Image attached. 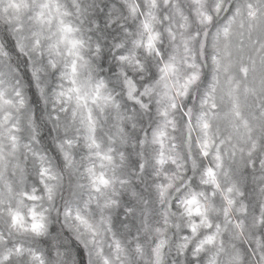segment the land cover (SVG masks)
Returning a JSON list of instances; mask_svg holds the SVG:
<instances>
[{
	"label": "snow or ice",
	"instance_id": "snow-or-ice-1",
	"mask_svg": "<svg viewBox=\"0 0 264 264\" xmlns=\"http://www.w3.org/2000/svg\"><path fill=\"white\" fill-rule=\"evenodd\" d=\"M93 50L101 67L111 56L151 73L143 82L120 73L131 114L95 75ZM105 110L114 118L107 143L98 135ZM66 173L87 181L77 183L88 191L83 209H64L83 247L54 243L38 210ZM192 173L196 188L188 180L173 198ZM133 180L158 213L142 214L123 240L113 234L105 254L84 212L119 207ZM141 231L153 236L147 250ZM73 247L72 264L146 254L168 264L173 249L185 264H247L249 248L264 262V0H0V264H69Z\"/></svg>",
	"mask_w": 264,
	"mask_h": 264
},
{
	"label": "clouds",
	"instance_id": "clouds-1",
	"mask_svg": "<svg viewBox=\"0 0 264 264\" xmlns=\"http://www.w3.org/2000/svg\"><path fill=\"white\" fill-rule=\"evenodd\" d=\"M66 2L70 3V0H66ZM110 0H98V6L103 3H108ZM111 45V41H109V46ZM90 60L95 61V75L107 81L109 89L113 92L115 96L120 98L121 104L127 103V107L124 109L125 111L132 113L133 105L131 102L127 101L126 91L122 87L123 77L120 75L122 71L131 72L133 76L140 82H143L147 79L151 73L146 72L143 75H137L138 69L129 66V65H120L117 64L116 61L113 60L111 56H109L108 60L101 67V58H97L95 51L93 50L91 55L87 57ZM115 65V71H110V67ZM155 69H153L154 71ZM151 82V81H149ZM147 100V97H145ZM195 100V97H193ZM150 104L154 105V100L147 101ZM99 125H98V135L102 142L107 143L109 137V130L111 128L112 123H114V118L110 117L109 110H105L103 113H98ZM176 118L179 121V114H176ZM152 119L156 120L158 117L155 115V107H153L152 111ZM145 120L147 122V115H145ZM143 127V125H141ZM139 131V128L136 129ZM176 137L174 141L177 144V151L183 153L184 148L181 145V136L182 132L177 130L175 133H171ZM197 135L196 132H193V137ZM196 149H193V153H195ZM84 152H87V149H84ZM136 153L133 149L131 153V160H135ZM79 159V157H77ZM199 159V157H198ZM131 160L128 162L129 166L131 164ZM191 157H189L186 163L190 166ZM210 163V160H204L203 164L207 166ZM99 170V169H98ZM171 172H179L175 169L174 166H171ZM185 172L188 170L185 169ZM131 172L135 175V170L131 169ZM188 180H195V184H193L192 188L195 189L196 185L199 184V176L196 173H192L187 176L183 182L178 181L179 191H173L171 193L173 198L181 197L186 195L189 189L185 188ZM77 183L86 184V180L78 181L77 178L73 175L65 174L64 181L62 186L58 189L56 196L53 201L42 200L38 202V210L39 205H42L46 211V214L49 217V229H50V238L54 243L63 241L68 243L71 241L72 245L83 247V245L79 244V241L76 240L75 234L72 233L68 226L65 223L64 209L66 206H72L75 210V207L79 203L81 209H83V201L88 199V191L87 189H79L77 188ZM139 183L138 180H133V185L129 186L127 189H119V195L116 197L120 201V206L112 209H106L101 211L95 205L92 204L91 208L84 212L85 215L88 216L91 223H93L98 228V234L96 236L97 243L99 244L103 241L101 245L104 248L105 254L109 252L108 245L112 243L113 234L116 235L117 238L123 240L129 231L135 232L136 229L141 226V216L142 214H146L148 212H152L154 214L158 213L159 203H154V197L150 194L147 189L146 184L140 183L139 188H135L134 184ZM150 183V181H149ZM203 187V186H201ZM133 192L143 193L141 200H138L136 196L133 195ZM44 195V193H41ZM131 206L132 211L135 212L133 216L129 211V207ZM109 218L106 222H101V217ZM68 223H72L69 221ZM133 224L135 226H133ZM109 225H111V230H109ZM141 236H146L144 241L145 249H149L153 244V236L151 234L145 233L141 231ZM129 239L135 242V237H128ZM169 239L171 241L172 236L169 235ZM247 247V245H245ZM249 255L247 257V264H264V262L260 261V252L259 250L249 248ZM255 254H252V253ZM84 256L87 257V250L84 252ZM75 247H73L72 261L69 264H72L75 261ZM96 261V264H102V260L97 257H93ZM168 264H185L183 257H177L175 250H171L167 256ZM130 264H150L149 257L147 254L141 258L139 256H135Z\"/></svg>",
	"mask_w": 264,
	"mask_h": 264
}]
</instances>
